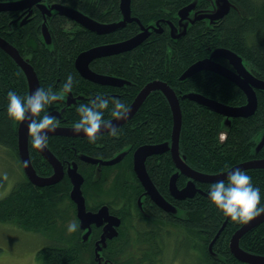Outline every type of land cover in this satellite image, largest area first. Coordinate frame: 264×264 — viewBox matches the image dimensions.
I'll return each mask as SVG.
<instances>
[{
	"label": "trees",
	"instance_id": "1",
	"mask_svg": "<svg viewBox=\"0 0 264 264\" xmlns=\"http://www.w3.org/2000/svg\"><path fill=\"white\" fill-rule=\"evenodd\" d=\"M49 1L79 8L85 16L96 19L84 23L66 14L53 13L46 18L51 36L46 39L40 30L42 19L38 14L31 25L35 24L36 35L31 29L23 34L7 33L5 38L23 56L29 57L40 87L59 92L67 77H73L72 92L45 109L49 114L59 110V117L51 114L59 126L72 128L79 120L77 107L88 103L96 94L119 93L120 96H104L115 97L130 106L148 82L159 79L175 90L179 101L182 122L179 155L187 166L204 174H216L241 162L264 159V144L258 150L254 140L264 131V89L256 88L254 114L247 118L227 117L186 95L194 93L232 107L242 106L247 98L240 87L207 69L181 77L190 65L210 57L213 50L224 48L241 56L250 73L264 81V0H229V7L216 20L210 24L202 19L194 21L177 38L169 34L166 24L176 23L177 12L192 0H129L131 20L107 34L104 33L112 30L102 22L121 17L120 0ZM93 22L102 25L101 28ZM155 22L161 26H152L145 39L133 49L93 60L91 69L121 78V85L99 86L77 71L75 60L81 52L112 45L107 42H123ZM215 60L232 68L224 57ZM9 91L22 97L28 95V82L18 64L0 48V144L13 149L17 157L19 122L9 120L6 114ZM66 97H72L73 101H66ZM111 108L110 103L104 112L105 120L113 119ZM172 115L169 101L158 89L149 93L134 116L118 128V137L101 134L92 144L86 137L81 143L74 137L48 136L47 148L66 166V174L58 183L44 187L33 185L25 175L21 183L0 199V222L12 221L26 230L52 237L38 251L42 264H173L158 260L167 254L175 261L177 253L181 255L179 258L187 259L183 264H244L230 251V238L243 224L232 222L209 203L207 192L213 183H195L198 188L194 195L184 199L172 194L173 175L178 188L188 183L194 185L179 173L170 154ZM226 117L229 122L225 121ZM160 144L167 148L150 155L144 168L166 201L164 206L153 200L145 189L132 156L141 146ZM102 146L112 151L108 157L117 153L111 158L118 159L114 164L104 166L99 161L94 165L82 159L84 155L95 157ZM32 148L28 138V153L36 173L51 174L50 163ZM71 163L82 181L80 190L85 211L105 210V217L98 225L89 224L88 239L83 237L77 203L71 197ZM242 171L260 188L264 206V168ZM71 223L78 227L69 233ZM65 224L67 229L63 228ZM101 239L104 243L98 249ZM238 246L250 254L264 256V221L244 233Z\"/></svg>",
	"mask_w": 264,
	"mask_h": 264
},
{
	"label": "water",
	"instance_id": "2",
	"mask_svg": "<svg viewBox=\"0 0 264 264\" xmlns=\"http://www.w3.org/2000/svg\"><path fill=\"white\" fill-rule=\"evenodd\" d=\"M40 0H29L27 3H36ZM121 2V0H120ZM129 4V0H128ZM188 6V5H187ZM186 6V7H187ZM11 7V6H10ZM6 5H0L1 9L10 8ZM68 7V10H61L58 11L59 13L69 15L71 18H74L76 21L80 22H90L92 19L90 17L85 16L82 12L72 7ZM186 7L180 9L179 11H183L186 9ZM120 8L122 11V5L120 3ZM179 11L177 13H179ZM224 13V12H223ZM129 18L127 20H131L130 15V4H129V11H128ZM125 22H123L119 26H112V28H107L108 30H112L114 28H118L122 26ZM94 26L97 28H101V26L95 22H93ZM103 26H105L103 24ZM106 27V26H105ZM44 34L47 36V30L45 28V25H43ZM144 27H142L143 29ZM141 29V30H142ZM185 32V31H184ZM147 33V32H146ZM145 33V35H146ZM145 35L142 36V38H139L134 34L132 38L123 40V42L119 43H112V45H106L102 47H94L91 48L88 51L81 52L78 57L76 58V68L77 71L80 72V74L88 79L93 80L95 82H99L101 84L103 83H118L117 81H113L112 78L107 76H101L94 72H91L88 65L91 62L92 59L102 57V56H108L113 55L115 53H123L124 51L133 49L134 46L138 45L145 39ZM0 48L4 50L15 62L18 64L23 71L26 74L27 82H28V94L31 92H34L39 85V80L36 76V73L34 72L32 66L29 64V62L22 58L19 54L18 50L12 46L9 42H7L5 39L0 37ZM226 58L232 66V68L222 65L218 62H216L215 59L217 58ZM240 61H242L241 56L238 54L228 50V49H220L217 48L211 52V56L208 58L201 59V61H197L190 65V68L187 69L183 75L182 78L190 76V74L196 73L198 71H201V69H207L208 71H213L222 77H226L231 82L235 83L238 87L242 89L244 92L247 101L246 104L242 106H229L227 104H223L215 99H208L205 96H201L198 94H188L186 95L190 100H195L199 102L200 104H204L208 108L212 110H217L218 112L222 113L223 115L227 117H243L247 118V116H250L254 114L257 107V97H256V88L264 89V81L258 79L251 73L244 74L241 69ZM162 90L165 94L167 101H169L172 116H173V127L171 131V141H170V154L172 156V159L174 161L175 166L179 170L180 174L186 175L189 177L192 181H199L202 183H215L220 180L226 179L227 173L232 170L239 168L240 170H245L249 168H264V159H252L248 162H241L238 163V165H235L227 171L219 172L216 174H208V173H201L196 170L191 169L189 166L186 165L184 162V159L181 158L179 155V136H180V129H181V111H180V105L179 101L176 95L175 90H173L166 82L162 80H154L151 82H148L147 85H145L140 92L136 95V98L131 102L132 104L130 107V112L128 113V116L126 119L115 121L113 119V123L117 125V127L121 126L122 124L126 123L127 120H129L131 117L134 116L137 109L142 105L144 99L147 97L149 93H151L153 90ZM225 118V121L229 122L228 118ZM107 130H102L101 133H105ZM51 135H59V136H68V137H83V133L77 135L74 134L72 131V128H66V127H57L55 132L48 133V136ZM28 131H27V122H19L18 125V154L20 158V162L22 165V168L24 170V173L27 177V179L35 186L42 187V186H48L53 185L54 183H58L64 176V170L59 160L54 156V154L48 150L46 147L43 151H39L42 156L50 163V165L53 168V174L48 177H41L39 176L34 167L32 166V163L30 161L29 153H28ZM264 144V137L262 138L260 144L256 146V149L259 150V148ZM167 148V145L160 144V145H149V146H141L138 150L134 153V168L137 173V176L139 179L142 180V183L147 189L148 193L150 194L151 198L155 200L160 206H164L166 204V201L161 198L159 193L157 192V189H155L152 181L148 177L146 168H144V162L148 156L151 154H157L161 151L165 150ZM82 159H86L89 162L96 163L98 161L97 159L90 158L86 155ZM118 159L113 160H106V161H100L101 164L107 165V164H114ZM72 166V174L71 179L73 182V189L71 191V197L74 200V202L77 203V214L80 217V225H82V228H86L88 226L87 233L84 237V239H88V234L90 231V223L99 224L101 219L105 217V210L104 208H101L98 210L97 213H91L89 211H85V203L83 202V196L82 192L80 190L81 185V178L80 175L75 171V168ZM71 168V167H70ZM176 177L175 175L172 176L170 180V188L172 191V194H174L176 197L180 199H184V197H191L194 195L195 191L197 190L196 187L190 185L189 183L184 186L183 189H178L175 185ZM109 218H105L109 220ZM264 221V214H262L259 217L254 218L247 224H243L240 226V228L231 236L230 238V251L235 255V257L240 261L244 262V264H264V256H259L255 254H250L242 249L239 248L238 243L241 236L246 233L247 231L251 230L252 227L262 223ZM103 240L101 239L99 243L97 244L98 249L101 247L100 245L103 244Z\"/></svg>",
	"mask_w": 264,
	"mask_h": 264
},
{
	"label": "clouds",
	"instance_id": "3",
	"mask_svg": "<svg viewBox=\"0 0 264 264\" xmlns=\"http://www.w3.org/2000/svg\"><path fill=\"white\" fill-rule=\"evenodd\" d=\"M73 84L74 79L69 75L59 92L53 91L51 87L47 89L38 87L23 97L15 91L7 93V117L14 122H27L28 135L34 149L43 151L48 144V133L55 132L59 124L54 116L45 111L46 107L56 101H63L65 94L72 92ZM110 103L112 105L110 115L113 120L127 118L130 112L128 105L115 97L98 95L77 107L79 120L72 126L73 133L77 135L83 133L92 144L97 142L102 130H107L111 137H118L120 132L117 125L113 120L104 118V112L109 109ZM41 113L45 114L41 116ZM3 179H8L6 173L3 174ZM207 199L224 217L237 224H247L264 214L260 188L254 186L252 177L239 168L227 173L226 182L220 180L213 183L207 192ZM77 227L76 223H71L68 232L76 231Z\"/></svg>",
	"mask_w": 264,
	"mask_h": 264
},
{
	"label": "rangeland",
	"instance_id": "4",
	"mask_svg": "<svg viewBox=\"0 0 264 264\" xmlns=\"http://www.w3.org/2000/svg\"><path fill=\"white\" fill-rule=\"evenodd\" d=\"M122 11L120 18L108 23L105 26H119L128 18L129 4L128 0H121ZM207 3V4H204ZM229 0H192L188 3L185 10L179 11L177 14V22H167V29L173 38H177L182 34L192 22L202 19L206 23L216 20L229 7ZM68 6V5H67ZM61 3H45L46 13L52 14L58 10H68V7ZM70 7V6H69ZM73 8V7H72ZM160 25L159 23H151L149 26H144L142 30L136 33V36L142 38L146 32L151 30L152 26ZM161 26V25H160ZM241 69L244 74L250 73V68L242 60L240 61ZM264 137V131H261L256 137L255 141L258 146ZM19 157L15 156L11 149L0 144V199L6 196L12 188L18 184L19 181L24 180L25 174L23 172ZM72 168V166H71ZM6 173L8 179H3V174ZM92 213V212H91ZM60 226V225H59ZM62 227V226H61ZM69 227V224H68ZM67 229V225L63 226ZM88 226L84 229V236L86 235ZM53 239L45 233H38L31 230H26L16 224L15 222H0V264H42L38 257L40 248L49 243ZM176 254L175 261L169 259L170 255L165 254L158 261L161 263L183 264L186 261L185 257L179 258ZM159 257V256H157ZM192 257H189L191 259Z\"/></svg>",
	"mask_w": 264,
	"mask_h": 264
},
{
	"label": "flooded vegetation",
	"instance_id": "5",
	"mask_svg": "<svg viewBox=\"0 0 264 264\" xmlns=\"http://www.w3.org/2000/svg\"><path fill=\"white\" fill-rule=\"evenodd\" d=\"M29 0H0V5H6V6H8V7H10V8H6V9H1L0 10V37H2L3 39H5L7 42H9L6 38H5V35L7 34V33H13V34H17V33H20V34H23L25 31H30L31 29H33V31L35 32V35H36V30H35V24H34V26L33 27H31V25H32V23H35V17L38 15V14H40V16H41V19H42V23H41V26H40V30H41V33L43 34V36L47 39V38H51V36H50V32H49V30L47 29V26H46V18H47V16H50V15H52L53 13H56V12H58V10H56V11H54L52 14H48V13H46V10H45V8H43V4H45V3H49V4H51V3H54V2H52V1H49V0H40L39 2H36V3H27ZM59 3V2H58ZM91 3V2H90ZM63 5H65V4H63ZM67 6V5H66ZM68 6H70V5H68ZM70 7H72V6H70ZM74 9H76L77 11L79 10V8L77 9V8H75V7H73ZM81 12V11H80ZM85 15V14H84ZM87 15V14H86ZM92 19H94L93 17H91ZM96 19V18H95ZM94 19V20H95ZM71 20V19H70ZM114 20H117V19H111L110 21H107V22H102V24H106V23H108V22H111V21H114ZM72 21V20H71ZM43 25H45V28H46V30H47V33H48V35L46 36L45 34H44V30H43ZM31 27V28H30ZM107 28H112V27H110V26H106ZM118 30V28H114V29H112V31H109V32H106V33H104V34H107V33H113V32H116ZM116 42H118V41H112V42H107V44H112V43H116ZM12 46H14V44H12L11 42H9ZM106 43V42H105ZM17 50H18V52H19V54L21 55V57L22 58H24V59H26L28 62H29V57H26V56H23L22 55V53L20 52V50L16 47V46H14ZM4 51V50H3ZM5 52V51H4ZM6 53V52H5ZM116 54V53H115ZM99 58V57H98ZM95 59H97V58H94V59H92L91 60V62L89 63V65H88V67H89V69H90V71L91 72H94V73H96V74H98V75H101V76H107L108 77V75L107 74H100V73H98L97 71H94L93 69H91L90 68V66H91V64H92V62H93V60H95ZM29 64L32 66V64L29 62ZM19 66V65H18ZM20 67V66H19ZM32 68H33V70H34V72L36 73V71H35V69H34V67L32 66ZM20 69H21V71L25 74V72L23 71V69L20 67ZM80 73V72H79ZM26 75V74H25ZM36 76H37V73H36ZM37 78H38V76H37ZM84 78V77H83ZM110 78H112L113 79V81L115 80V81H117L118 83H114V84H111V83H109V84H105V83H103V84H101V83H99V82H95V81H91V80H88V79H86V80H88L90 83H94V84H96V85H99V86H119V85H121L122 84V81H121V78H119V77H117V76H114V77H110ZM39 80V79H38ZM39 85H40V83H39ZM5 96H6V94H4ZM96 95H99V94H96ZM95 95V96H96ZM104 95H111V96H120V94L119 93H116V92H114L113 94L112 93H107V92H104V94L102 95V96H104ZM69 96H70V94H69ZM72 98V97H71ZM70 97H66V101H68V102H71V101H73V98L71 99ZM71 99V100H70ZM51 114H53L54 116H57V117H59V114H60V112H59V110H53L52 111V113ZM132 118V117H131ZM111 120V119H110ZM128 121V120H127ZM127 123V122H126ZM126 123H124V124H126ZM124 124H122L121 126H124ZM121 126H119V127H121ZM58 127L60 128L61 126H59L58 125ZM118 127V128H119ZM105 133H108L107 131H105ZM105 133H101V134H105ZM100 134V135H101ZM74 137V136H73ZM85 136H83V137H78V136H76V137H74V138H77V139H79L80 141H81V143H83V138H84ZM29 140H30V137H29ZM3 146H5V145H3ZM99 146V145H98ZM5 147H7V146H5ZM7 148H9V147H7ZM99 148V147H98ZM97 148V149H98ZM9 149H11V148H9ZM33 149V148H32ZM12 150V152L14 153V150L13 149H11ZM17 150H18V146H17ZM36 150V149H35ZM124 151H126L125 149L124 150H121V152H123L124 153ZM36 152L37 153H39L40 155H42L38 150H36ZM110 152H112V151H108L107 150V148H103V146H102V148H100V149H98V151L97 152H95V154H94V156L95 157H91V156H89L90 158H93V159H97L98 161H96V163H93V162H90V163H92V164H94V165H96L97 163H99V161H106V160H113V159H111L113 156H117V153H115L113 156H111V157H108V154L110 153ZM103 153V154H102ZM15 155V154H14ZM151 155H153V154H151ZM18 156H19V154H18ZM126 156V155H125ZM124 156V157H125ZM132 156H134V155H132ZM150 156H148L147 158H149ZM147 158H146V160H147ZM20 159V158H19ZM101 159H103V160H101ZM58 160V159H57ZM84 160V159H83ZM86 160V159H85ZM145 160V161H146ZM60 161V163H61V165H62V167H63V170H65L66 169V166H64V164L62 163V161L61 160H59ZM89 162V161H88ZM21 164V163H20ZM107 165H112V164H107ZM107 165H104V166H107ZM22 166V165H21ZM68 166V165H67ZM71 166H73V164L71 163L70 165H69V168L71 167ZM23 169V168H22ZM51 169H52V173L51 174H49L48 172H45L46 173V175H41V177H48V176H51L52 174H53V168H52V166H51ZM179 171V170H178ZM23 172H24V170H23ZM180 173V172H179ZM66 174V171L64 172V175ZM182 175V174H181ZM182 176H185V177H187L186 175H182ZM64 177V176H63ZM188 179H190L189 177H187ZM63 179V178H62ZM61 179V180H62ZM60 180V181H61ZM191 180V179H190ZM23 181V180H22ZM22 181H19L18 182V184L19 183H21ZM187 182V181H186ZM185 182V183H186ZM193 183H194V185L193 186H195L196 188H198L197 187V185L195 184V183H200L199 181H192ZM154 183V182H153ZM190 185H192L191 183H189ZM175 185H176V187H177V184H176V181H175ZM15 187V186H14ZM13 187V188H14ZM42 187H44V186H42ZM12 188V189H13ZM178 188V187H177ZM178 189H183L182 187H179ZM10 193V192H9ZM8 193V194H9ZM7 194V195H8ZM5 197V196H4ZM145 198V197H144ZM91 211H93V212H95V210H91ZM104 219V218H103ZM103 219H101V220H103ZM102 224H104V223H102ZM92 225V224H91ZM94 225V224H93Z\"/></svg>",
	"mask_w": 264,
	"mask_h": 264
}]
</instances>
